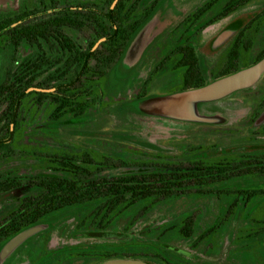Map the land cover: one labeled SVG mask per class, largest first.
<instances>
[{"label": "rangeland", "instance_id": "obj_1", "mask_svg": "<svg viewBox=\"0 0 264 264\" xmlns=\"http://www.w3.org/2000/svg\"><path fill=\"white\" fill-rule=\"evenodd\" d=\"M106 1L0 0V20L37 10L44 11L43 15L60 14L78 5L88 10ZM132 2L136 10L130 22L141 20L142 25L107 78L92 88L86 114L54 119L48 103L34 105L27 100L19 111L15 154L0 155V174H48L52 169L44 154L72 146L126 160L164 156L188 161L264 152V74L252 87L220 100L199 102V114L215 121L181 120L151 111L157 99L181 91L183 69L176 65L177 46L189 43L194 47L210 83L223 73L239 31L264 11V0H252L205 27L229 0H159L154 11V0ZM208 4L212 7L206 15L191 19ZM67 31L83 50L88 49L91 28ZM5 39L0 38V82L11 60ZM241 41L245 50L239 70L251 66L264 48V18L253 22ZM35 52L22 44L14 56L20 61ZM198 146L202 148L192 152ZM219 188L224 193L184 195L153 206L139 203L115 216L109 225L88 218L95 203L79 205L41 220L35 226L40 229L13 250L0 251V264H107L117 260L180 264L181 259L188 264H264V196L247 200L237 193L264 190V180H236ZM34 191L22 186L0 194V221L18 198ZM236 202L238 206L233 205ZM190 214L195 215L194 230L191 237H185L179 232L180 223ZM113 254L117 258L106 259ZM128 254L132 259L125 257Z\"/></svg>", "mask_w": 264, "mask_h": 264}, {"label": "trees", "instance_id": "obj_2", "mask_svg": "<svg viewBox=\"0 0 264 264\" xmlns=\"http://www.w3.org/2000/svg\"><path fill=\"white\" fill-rule=\"evenodd\" d=\"M251 1L229 0L216 17L202 27ZM158 2L154 0L153 11ZM133 5L132 0H107L104 6L94 5L88 10L84 5H78L70 6L60 14L43 15L44 11L37 10L18 18L0 20V38L6 36V46L11 50L6 76L0 82V155L10 157L15 154L13 144L20 129L19 111L27 100L34 105L48 103L54 119L66 115L80 118L86 114L92 103V88L107 78L123 57L135 31L142 25L141 20L130 22L136 10ZM211 7L210 4L205 5L191 19L201 18ZM261 18H264V11L239 31L223 73L215 75L211 81L240 69V56L245 50L242 37L253 22ZM87 27L92 29L93 37L88 49L83 50L67 30ZM22 44L35 48L37 52L18 61L14 55ZM175 53L178 56L176 65L183 69L181 91L208 83L192 45L182 43L176 47ZM263 58L264 48L252 64ZM201 148H193L192 152ZM44 156L52 169L48 174H0V194L22 186L35 189L33 193L18 198L17 205L0 221V251L13 238L34 228L41 220L79 205L95 203L96 207L88 218L92 222L99 220L100 225H109L115 216L139 203L153 206L184 195H218L224 193L219 186L231 181L264 180V152L199 157L188 161H172L164 156L154 160H126L72 146ZM237 193L246 195L247 200L259 194L264 196V190ZM233 205L238 206L237 202ZM180 224V234L191 237L195 215L190 214ZM255 236L251 234L252 238ZM113 255L106 259L117 258ZM126 256L132 259L131 255ZM179 261L180 264H188L182 259Z\"/></svg>", "mask_w": 264, "mask_h": 264}, {"label": "water", "instance_id": "obj_3", "mask_svg": "<svg viewBox=\"0 0 264 264\" xmlns=\"http://www.w3.org/2000/svg\"><path fill=\"white\" fill-rule=\"evenodd\" d=\"M264 74V58L251 66L224 75L201 87L180 91L177 94L159 98L152 104L151 111L157 115L188 121L211 122L214 118L203 116L197 110V104L205 101H216L230 94L254 86ZM39 227L30 228L15 238L5 247L8 253L27 237L38 231ZM107 264H144L137 260L111 261Z\"/></svg>", "mask_w": 264, "mask_h": 264}]
</instances>
